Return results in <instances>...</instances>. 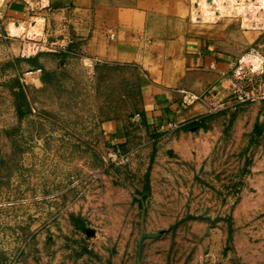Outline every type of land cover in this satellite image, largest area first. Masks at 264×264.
<instances>
[{
  "label": "rangeland",
  "instance_id": "374dc122",
  "mask_svg": "<svg viewBox=\"0 0 264 264\" xmlns=\"http://www.w3.org/2000/svg\"><path fill=\"white\" fill-rule=\"evenodd\" d=\"M170 2L175 32H228L232 56L264 51V33L256 38L259 31L250 24L243 29L240 18L194 21V0ZM43 10L0 22V264H118L94 250L91 240L110 235L79 226L85 218H73L72 200L88 198L102 174L103 124L140 110L152 73L134 63L88 60L75 25L62 18L56 27V12ZM14 24L19 33L11 32ZM31 26L38 27L34 35L27 34ZM226 106L161 132L144 151L140 190L151 181L155 193L160 189L184 208L176 225L181 238L147 264H264V100ZM193 127L198 130L186 137L194 157L183 160L161 144ZM199 132L209 134L205 143L197 141ZM166 151L172 166L162 159Z\"/></svg>",
  "mask_w": 264,
  "mask_h": 264
},
{
  "label": "crops",
  "instance_id": "0c3cea01",
  "mask_svg": "<svg viewBox=\"0 0 264 264\" xmlns=\"http://www.w3.org/2000/svg\"><path fill=\"white\" fill-rule=\"evenodd\" d=\"M27 2L31 6L36 4V0H0V22L22 20L39 10L35 8L31 12ZM170 3V0H47V6L41 8L56 12V27L62 23V18L75 25L81 40L77 45L88 60L134 63L142 72L152 73L145 85L143 104L137 111L142 115L141 122L132 124L130 118L113 119L102 126L104 148L133 150V161L127 168L103 163L98 186L87 193L89 197L72 200L73 218L78 215L85 218L79 226L84 223L98 227L101 233L110 235L91 240L98 244L94 250L103 257L118 260V264H135L138 258L141 264L160 260L165 243L181 238L176 225L184 215L183 206L175 197L165 198L166 194L159 193L160 189L156 188L155 193L151 181L148 182L149 195L145 198L143 238L139 237L140 203L136 196L144 189L140 190L138 179L147 173L144 151L155 144L161 132L169 133L210 113V100L229 99V82L221 73L228 71L237 57L227 49L232 46L230 34L215 33L206 37L175 32L169 27V19L175 15L174 8L169 13ZM149 4L158 8V12L153 14ZM70 9L73 16H69ZM110 30L113 38L109 37ZM260 33L257 32L256 38ZM180 89L195 93L209 91L210 94L185 106L180 101ZM197 130L196 127L180 129L176 137L173 132L163 138L161 144L163 140L167 142L165 148L171 147L183 160L192 158L193 153L188 156L192 141L186 136ZM207 137L209 134L199 132L196 139L205 143ZM162 159L172 166L170 152L164 153ZM190 222L199 225L198 221ZM205 238L210 243V228ZM102 244L105 247H100ZM122 257L124 261L120 262Z\"/></svg>",
  "mask_w": 264,
  "mask_h": 264
},
{
  "label": "built area",
  "instance_id": "2783aa9c",
  "mask_svg": "<svg viewBox=\"0 0 264 264\" xmlns=\"http://www.w3.org/2000/svg\"><path fill=\"white\" fill-rule=\"evenodd\" d=\"M257 3V0H253ZM29 10L32 12L35 8L41 9L47 6L43 3V0H36L35 6H31L30 3ZM240 18L248 26V23L252 24V30H258L264 33V4L261 8L257 10L254 14V18L251 21L247 20V15L232 13L228 15H220L219 18ZM244 18V19H243ZM244 20V21H243ZM243 27V29H245ZM109 37L113 38L114 33L108 31ZM33 46H35L33 44ZM36 49V48H35ZM38 49L35 51L37 52ZM24 56V54H22ZM231 67L228 71L222 72L221 76L226 77L229 84V99L228 100H210L208 103L209 112H217L225 108V106L236 105V104H246V103H256L264 100V51L260 49L250 48L244 54L235 57L232 60ZM180 101L183 105L189 106L195 102L200 101L205 95H209V91L202 93H195L189 90L180 89ZM226 106V107H227ZM130 122L132 124H138L142 120V115L140 112H135L130 117ZM134 154L133 150H122L119 147H109L106 149L103 161L106 164H111L115 166H124L130 163L132 156ZM94 177V175L92 176Z\"/></svg>",
  "mask_w": 264,
  "mask_h": 264
},
{
  "label": "bare ground",
  "instance_id": "6f19581e",
  "mask_svg": "<svg viewBox=\"0 0 264 264\" xmlns=\"http://www.w3.org/2000/svg\"><path fill=\"white\" fill-rule=\"evenodd\" d=\"M259 3L257 5L253 0H194L192 14L195 21H200V18H215L222 15H228L235 12L236 14L247 15V20L251 21L254 14L257 13V10L262 7L264 0H257ZM198 19V20H197ZM244 26H247L245 22ZM242 23V25H243ZM37 25V24H36ZM249 25V23H248ZM252 24L250 23V26ZM17 24H14L11 27V32L19 33ZM22 28H20L21 30ZM10 30V29H9ZM38 27L31 26L28 35H33L37 33ZM25 31V29H24ZM15 35V34H14ZM17 35V34H16ZM19 35V34H18ZM30 38V37H29Z\"/></svg>",
  "mask_w": 264,
  "mask_h": 264
},
{
  "label": "water",
  "instance_id": "95a60500",
  "mask_svg": "<svg viewBox=\"0 0 264 264\" xmlns=\"http://www.w3.org/2000/svg\"><path fill=\"white\" fill-rule=\"evenodd\" d=\"M150 192V185L148 182L145 183L144 189L141 192V194H138L136 198L138 199L140 203V211H139V237L140 239L143 238V228H144V215L146 211V205H145V198L149 195ZM135 264H141L139 258L137 259Z\"/></svg>",
  "mask_w": 264,
  "mask_h": 264
}]
</instances>
